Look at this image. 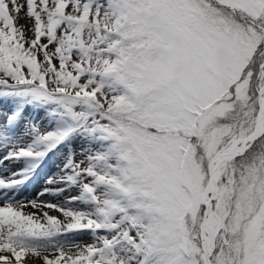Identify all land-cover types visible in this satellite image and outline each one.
Masks as SVG:
<instances>
[{
    "label": "snow or ice",
    "instance_id": "obj_1",
    "mask_svg": "<svg viewBox=\"0 0 264 264\" xmlns=\"http://www.w3.org/2000/svg\"><path fill=\"white\" fill-rule=\"evenodd\" d=\"M5 161L0 264H264V0H0Z\"/></svg>",
    "mask_w": 264,
    "mask_h": 264
},
{
    "label": "rangeland",
    "instance_id": "obj_2",
    "mask_svg": "<svg viewBox=\"0 0 264 264\" xmlns=\"http://www.w3.org/2000/svg\"><path fill=\"white\" fill-rule=\"evenodd\" d=\"M27 114L30 117L35 118V119H39L43 115L42 112H35L32 109H30V108L27 110ZM75 143H79V142H75ZM47 162L49 164L54 165L55 167H57L59 169L58 172H60L61 159L59 157V154H57V155H50V158L47 159L44 163H47ZM43 164H41L39 167L41 168L43 166ZM3 165H5V166L0 171V177H3V178L12 177L13 176V173H19L21 171V169H23L25 167H31V165H26L25 162H23V161H18V162L5 161V163ZM24 174H26V173H24ZM15 178L16 179H20L21 176H16ZM42 178H45V179L44 180L42 179L38 183L37 179L36 178H32V175H31L30 176V179L27 180L23 185L17 186L13 191L18 192L22 188H24L25 186L29 185V183L34 184V183L37 182V184L35 186H33L32 188H27V190H24L23 192L18 193L19 195H17V196L19 198H16V199H18V200H24V199L35 198L36 191H37V195H38L41 191H43V189L45 188L47 182L50 179L55 178V177H51L50 174L48 172H46L43 175ZM57 198L58 197L55 194L52 196V199H57ZM52 214H56V213H52ZM84 239H88V237H84Z\"/></svg>",
    "mask_w": 264,
    "mask_h": 264
},
{
    "label": "bare ground",
    "instance_id": "obj_3",
    "mask_svg": "<svg viewBox=\"0 0 264 264\" xmlns=\"http://www.w3.org/2000/svg\"><path fill=\"white\" fill-rule=\"evenodd\" d=\"M5 165H3V166H0V171L2 170V168L4 167ZM44 168H50L49 170H48V173L50 174V176L51 177H56L57 175H58V168L57 167H55L54 165H51V164H45L44 166H43ZM44 168H42V169H44ZM42 169H40V170H38L37 172H40ZM45 171H47V169H44L43 171H41V173H44ZM44 180L45 178H42V176L41 177H39V179H38V181H41V180ZM37 196V191H36V194H35V197ZM18 197V196H17Z\"/></svg>",
    "mask_w": 264,
    "mask_h": 264
}]
</instances>
